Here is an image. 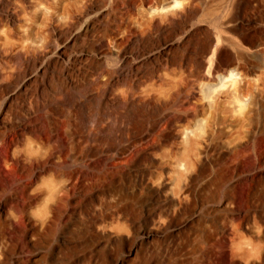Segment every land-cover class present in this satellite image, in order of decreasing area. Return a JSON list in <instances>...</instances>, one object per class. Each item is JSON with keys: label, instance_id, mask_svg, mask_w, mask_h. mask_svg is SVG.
<instances>
[{"label": "rangeland", "instance_id": "374dc122", "mask_svg": "<svg viewBox=\"0 0 264 264\" xmlns=\"http://www.w3.org/2000/svg\"><path fill=\"white\" fill-rule=\"evenodd\" d=\"M263 6L264 0H0L2 175L15 178L5 162L18 154L28 167L43 168L37 189L49 180L58 182L60 172L71 166L63 157L73 141H118L127 129L121 114L137 106L147 109L150 103L161 107L160 124L149 136H141L140 146L129 149L121 162L139 174L142 171L138 186L163 187L174 199L181 188L177 179L186 175L184 164L172 163L178 160L172 158L176 149L205 136L208 114L216 102L222 103L224 115L241 119L251 100L248 85L253 87L264 77V56L256 53L261 48L252 51L243 40H252L256 31L264 29ZM237 47L249 49L246 57L256 62L253 72L242 73L239 61L235 62L241 50ZM227 56L234 60L230 69L223 66ZM196 110L205 113L194 117ZM109 156L103 147L82 161L77 184L84 186L97 172L110 169ZM145 164L152 166L146 169ZM245 166V174L234 184L230 219L251 225L264 217V160L251 159ZM82 200L86 210L77 215L78 220L88 217L91 204L97 203L93 195ZM42 203L32 216L36 211L44 213ZM152 208L143 214L146 222L135 232L125 221L113 223L117 225L112 230L114 241L117 238L114 252L103 251L108 264H114L116 257L125 264H141L140 254L150 256L153 251L144 235L148 230L161 241L172 237L182 215L162 214L159 224ZM202 216L208 217L204 212ZM161 223L172 229L158 232ZM242 234L248 237L245 229ZM231 239L229 228L216 250L219 264H229ZM138 243L137 255L129 258L128 251ZM67 247L63 245L62 252Z\"/></svg>", "mask_w": 264, "mask_h": 264}, {"label": "bare ground", "instance_id": "6f19581e", "mask_svg": "<svg viewBox=\"0 0 264 264\" xmlns=\"http://www.w3.org/2000/svg\"><path fill=\"white\" fill-rule=\"evenodd\" d=\"M243 40L252 51L261 48L262 51L256 53L264 56V29L256 31V37L252 40ZM247 50L249 49L237 50L236 54L235 62L239 61L242 73L253 72L256 68V62L246 57ZM215 52L212 50L213 57ZM227 57L230 58L224 61L223 66L229 68L234 60L232 56ZM210 69L213 71V67ZM216 69L220 70L222 67L217 66ZM251 86L248 85L252 90L251 100L241 119L224 115L222 103L216 102L208 114L205 136L191 139L181 149H176L172 158L178 160L172 163L184 164L186 175L179 173L181 176H178L177 185L181 188L176 195L174 193V199L163 191V187L152 189L154 185L152 188L151 185L138 186L137 178L143 174L142 171L139 174L135 167L127 168L121 162L129 149L140 146L141 136H149L159 126V105L150 107L149 103L147 109L137 106L135 109L133 107V111L126 110L122 113L127 129L125 137L118 141H101L97 138L79 140L77 144L73 141L63 157L71 166L60 172L58 182L49 180L52 182L49 184L47 181L48 184H43L41 190L40 186L39 189L36 188V181L43 168L38 164L28 167L16 154L14 160L5 162L15 173V178L9 180L0 171V264H108L103 251L111 253L117 241V238L114 241L112 234L117 225L113 226V223L125 221L131 232H135L146 222L142 220V216L151 211L150 206L153 207V213L158 215L159 224L162 214L170 218L180 214L183 218L179 227L172 230V237L168 240L165 238L161 241L152 236L149 230L144 233L146 240H151L153 251L149 257L140 254L143 258L141 264H219L216 250L229 228L232 230L229 264H264V217L251 225L245 221L235 224L230 219L234 208L236 179L245 174L248 160H264V77H259L257 84ZM204 113V110H196L192 116ZM169 139L172 141L173 138ZM103 147L110 155L111 168L97 172L88 184L79 186L77 182L81 171L78 165ZM151 164H145L146 169L151 168ZM89 195L97 198V203L91 204V214L88 217L78 220L77 215L81 216V212L86 210L82 198ZM40 203L43 204L42 215L37 213ZM207 204L209 206L205 209ZM36 207L37 211L33 213L36 216H32ZM202 212L209 218L205 219ZM164 224L158 225L157 231L160 228L172 229ZM243 229L247 231L248 237L242 234ZM65 234L70 236H64ZM141 243L128 251L129 258L133 254L137 255ZM63 245L70 248L67 247V251L62 252ZM114 261V264H125L121 258L116 257Z\"/></svg>", "mask_w": 264, "mask_h": 264}]
</instances>
